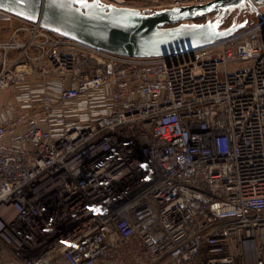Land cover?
Wrapping results in <instances>:
<instances>
[{"label":"built area","instance_id":"1","mask_svg":"<svg viewBox=\"0 0 264 264\" xmlns=\"http://www.w3.org/2000/svg\"><path fill=\"white\" fill-rule=\"evenodd\" d=\"M0 91V264H264V18L136 58L0 9Z\"/></svg>","mask_w":264,"mask_h":264},{"label":"water","instance_id":"2","mask_svg":"<svg viewBox=\"0 0 264 264\" xmlns=\"http://www.w3.org/2000/svg\"><path fill=\"white\" fill-rule=\"evenodd\" d=\"M253 3L264 0H215L152 12L98 0H0V9L110 53L150 58L180 54L235 35L246 28L247 21L235 20L227 27L220 20L188 21L214 12H241Z\"/></svg>","mask_w":264,"mask_h":264},{"label":"rangeland","instance_id":"3","mask_svg":"<svg viewBox=\"0 0 264 264\" xmlns=\"http://www.w3.org/2000/svg\"><path fill=\"white\" fill-rule=\"evenodd\" d=\"M140 4L142 6V4H144V2L141 1ZM140 4H138V5H140ZM147 4H149L151 6L149 9H153L154 11L163 9V8H161V6H166L165 5L166 2H164V0H160V3H158V4H155L154 2H147ZM251 6H252V8H251ZM251 6L249 5V7L245 9V10H247L245 12H243V11H241V12L235 11V12L238 13L237 15L233 14V12H232L233 16L235 15L234 17L232 16V14H226L227 17L225 19V22H223L224 23L223 26L227 27L230 24H232L235 20L237 22L247 21V26L246 27L254 26V25L258 24L264 18V3L263 4H254L253 3ZM227 13H228V11H227ZM215 14H216V12L204 16L205 18H204V20L202 19L201 22L205 23L208 20H212L213 21ZM192 21L193 20L188 21V23L192 24L193 23ZM21 23H22L21 20H15V21H12V22H6L5 24L2 23V31H5V32L12 31V29L14 27L20 25ZM2 34H3L2 41L6 42L9 39H11V36H10L11 32L2 33ZM12 96L13 95H12L11 92L0 91V115L2 114V112L5 109H7L11 105V102L13 100Z\"/></svg>","mask_w":264,"mask_h":264},{"label":"flooded vegetation","instance_id":"4","mask_svg":"<svg viewBox=\"0 0 264 264\" xmlns=\"http://www.w3.org/2000/svg\"><path fill=\"white\" fill-rule=\"evenodd\" d=\"M236 11H237V10H236ZM245 11H247V10H243V12H245ZM234 12H235V11H234ZM234 12H233V14H235V15L238 14L237 12H235V13H234ZM226 14H228L227 11H225V13H223V14H222V12H220V13H219V12H216V14L214 15V20H213V21L220 20V21H222V22H225V19H226V17H227ZM233 14H232V16H233ZM235 15H234V16H235ZM234 16H233V17H234ZM233 17H232V18H233ZM239 18H240V17H239Z\"/></svg>","mask_w":264,"mask_h":264},{"label":"trees","instance_id":"5","mask_svg":"<svg viewBox=\"0 0 264 264\" xmlns=\"http://www.w3.org/2000/svg\"><path fill=\"white\" fill-rule=\"evenodd\" d=\"M205 17H201V18H197V19H194L192 22L195 23V24H200L202 23V19L204 20Z\"/></svg>","mask_w":264,"mask_h":264},{"label":"bare ground","instance_id":"6","mask_svg":"<svg viewBox=\"0 0 264 264\" xmlns=\"http://www.w3.org/2000/svg\"><path fill=\"white\" fill-rule=\"evenodd\" d=\"M200 5H204V4H200ZM248 7H249V6H248ZM248 7H247V8H248ZM12 15H13V14H12ZM14 16H15V15H14ZM16 17H17V16H16ZM18 18H19V17H18ZM20 19H21V18H20ZM22 20H23V19H22ZM13 21H15V20H13ZM94 160H95V159H94ZM94 160H93V161H94Z\"/></svg>","mask_w":264,"mask_h":264},{"label":"crops","instance_id":"7","mask_svg":"<svg viewBox=\"0 0 264 264\" xmlns=\"http://www.w3.org/2000/svg\"><path fill=\"white\" fill-rule=\"evenodd\" d=\"M135 1H136V0H135ZM137 1H142V0H137ZM5 23H6V22H4V24H5ZM4 24H3V25H4ZM9 32H10V31H8L7 33H9ZM6 35H7V34H6ZM5 37H6V36H5Z\"/></svg>","mask_w":264,"mask_h":264}]
</instances>
